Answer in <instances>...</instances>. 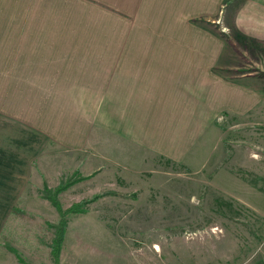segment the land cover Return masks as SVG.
I'll return each instance as SVG.
<instances>
[{
	"label": "rangeland",
	"instance_id": "1",
	"mask_svg": "<svg viewBox=\"0 0 264 264\" xmlns=\"http://www.w3.org/2000/svg\"><path fill=\"white\" fill-rule=\"evenodd\" d=\"M238 38L225 53L232 71L209 70L264 78L261 52ZM181 87L184 109L167 90L132 134L120 124L121 138L97 129L82 152L44 153L0 235V264H53L37 247L50 250L61 217L62 264H264V100L247 120L223 84ZM55 202L84 211L61 216Z\"/></svg>",
	"mask_w": 264,
	"mask_h": 264
},
{
	"label": "crops",
	"instance_id": "2",
	"mask_svg": "<svg viewBox=\"0 0 264 264\" xmlns=\"http://www.w3.org/2000/svg\"><path fill=\"white\" fill-rule=\"evenodd\" d=\"M238 36L263 62L264 0H0V235L44 153L82 152L97 129L121 138L120 124L132 134L167 90L184 109L181 84L218 82L248 120L264 78L209 70L232 71Z\"/></svg>",
	"mask_w": 264,
	"mask_h": 264
},
{
	"label": "trees",
	"instance_id": "3",
	"mask_svg": "<svg viewBox=\"0 0 264 264\" xmlns=\"http://www.w3.org/2000/svg\"><path fill=\"white\" fill-rule=\"evenodd\" d=\"M55 203H56V206L58 207V205H57L58 203L57 202H55ZM58 209H59L61 216H63L62 213L64 211H67V214H70V215L72 213L76 214V213L84 211V210H82L83 208H81L80 205H79V207L78 206H70L67 209L58 207ZM56 227H57V229H56L55 233L53 234V238H52L53 240L50 243V248H51L50 252H51L56 264H62L60 261V251L62 248L65 233L67 230V220H65L64 218L61 217L60 218V225L57 224ZM44 235H49V232H48V234H44Z\"/></svg>",
	"mask_w": 264,
	"mask_h": 264
},
{
	"label": "bare ground",
	"instance_id": "4",
	"mask_svg": "<svg viewBox=\"0 0 264 264\" xmlns=\"http://www.w3.org/2000/svg\"><path fill=\"white\" fill-rule=\"evenodd\" d=\"M155 246H158V245H155ZM159 247V246H158Z\"/></svg>",
	"mask_w": 264,
	"mask_h": 264
}]
</instances>
